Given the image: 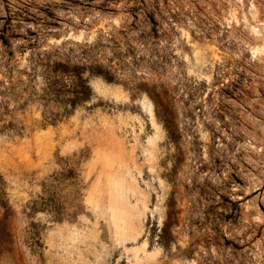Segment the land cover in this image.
<instances>
[{"label": "rangeland", "instance_id": "rangeland-1", "mask_svg": "<svg viewBox=\"0 0 264 264\" xmlns=\"http://www.w3.org/2000/svg\"><path fill=\"white\" fill-rule=\"evenodd\" d=\"M0 264H264V0H0Z\"/></svg>", "mask_w": 264, "mask_h": 264}]
</instances>
